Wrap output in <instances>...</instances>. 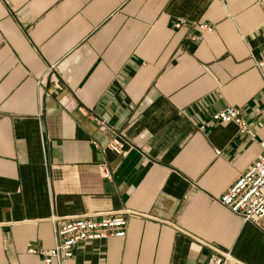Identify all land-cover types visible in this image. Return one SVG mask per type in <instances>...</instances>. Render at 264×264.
I'll return each instance as SVG.
<instances>
[{"label": "crops", "instance_id": "1", "mask_svg": "<svg viewBox=\"0 0 264 264\" xmlns=\"http://www.w3.org/2000/svg\"><path fill=\"white\" fill-rule=\"evenodd\" d=\"M263 60L264 0H0V264H205L207 245L264 264V218L217 202L261 150ZM227 105L250 134L211 120ZM123 208L142 215L122 238L27 251Z\"/></svg>", "mask_w": 264, "mask_h": 264}, {"label": "built area", "instance_id": "2", "mask_svg": "<svg viewBox=\"0 0 264 264\" xmlns=\"http://www.w3.org/2000/svg\"><path fill=\"white\" fill-rule=\"evenodd\" d=\"M180 23H175L179 26ZM199 34H192L191 39L202 41L204 35L212 31V27L206 23L198 24ZM264 64V60L260 62ZM98 125L102 121L92 113H84ZM211 120L216 123H234L241 132L250 134V128L238 109L232 106H224L214 111ZM108 148L114 153L125 156L129 147L126 142L116 134L108 142ZM260 153L217 198V202L231 214L243 221L259 223L264 218V137L259 143ZM103 177L109 178L110 171L101 165ZM142 215L132 209L123 208L112 211H101L79 216H69L61 224H55V243L51 248H36L32 245L27 247L31 254L39 255L44 262L52 260L61 261L70 258L74 254L76 245L87 241H96L112 237L122 238L126 233L128 217ZM209 247V254L205 264H243L234 257L230 250L221 249L213 245Z\"/></svg>", "mask_w": 264, "mask_h": 264}]
</instances>
